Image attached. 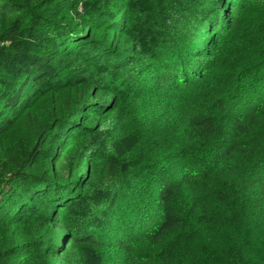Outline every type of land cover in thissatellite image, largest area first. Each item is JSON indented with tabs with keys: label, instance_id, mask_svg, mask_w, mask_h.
I'll return each mask as SVG.
<instances>
[{
	"label": "trees",
	"instance_id": "1",
	"mask_svg": "<svg viewBox=\"0 0 264 264\" xmlns=\"http://www.w3.org/2000/svg\"><path fill=\"white\" fill-rule=\"evenodd\" d=\"M0 264H264V0H0Z\"/></svg>",
	"mask_w": 264,
	"mask_h": 264
}]
</instances>
